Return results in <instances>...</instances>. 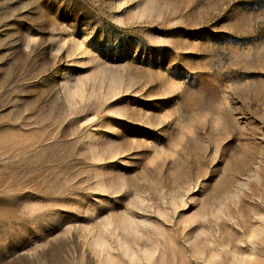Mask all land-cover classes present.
Listing matches in <instances>:
<instances>
[{
    "label": "rangeland",
    "instance_id": "1",
    "mask_svg": "<svg viewBox=\"0 0 264 264\" xmlns=\"http://www.w3.org/2000/svg\"><path fill=\"white\" fill-rule=\"evenodd\" d=\"M0 264H264V0H0Z\"/></svg>",
    "mask_w": 264,
    "mask_h": 264
},
{
    "label": "bare ground",
    "instance_id": "2",
    "mask_svg": "<svg viewBox=\"0 0 264 264\" xmlns=\"http://www.w3.org/2000/svg\"><path fill=\"white\" fill-rule=\"evenodd\" d=\"M104 244V243H103ZM104 246V245H103Z\"/></svg>",
    "mask_w": 264,
    "mask_h": 264
}]
</instances>
